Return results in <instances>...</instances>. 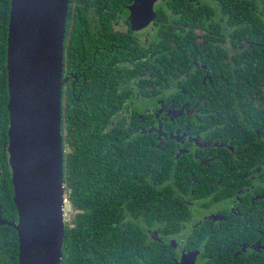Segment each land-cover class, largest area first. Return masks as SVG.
<instances>
[{"label":"flooded vegetation","instance_id":"flooded-vegetation-1","mask_svg":"<svg viewBox=\"0 0 264 264\" xmlns=\"http://www.w3.org/2000/svg\"><path fill=\"white\" fill-rule=\"evenodd\" d=\"M170 1L157 0L154 20L140 30L133 23L136 0L70 1L66 19L69 36L64 41L61 76L63 115L69 100L72 105L79 100L87 77L93 84L89 90L103 92L104 109H109L110 75L111 71H118L115 90L124 124L136 125L132 137L139 131L155 135L157 148L169 147L164 155L171 157L173 180L168 184L181 189H188L185 182L192 185L190 194H179L181 197L175 201L166 200L167 214L156 208L155 214L145 218L150 222L137 215L135 229L130 232L134 244L130 240L127 247L120 248L136 264H264L263 159L241 177L242 186L230 193L220 178L208 196L198 194L202 184L209 183L198 182L199 173L193 168L217 162L210 148H220L216 150L218 156H236L234 136L226 135L220 120L206 117L210 109L215 111L218 106H203L197 91L199 85L220 91L223 88L216 85L215 78L237 77L239 66H244L237 56L253 46L248 43L249 28L256 15L264 19V0H181L183 8L176 11L169 8ZM181 15H185V22ZM243 30L247 38H239ZM73 31L77 38L70 41ZM150 41L156 48L151 57L159 70L152 76L150 88L149 84L143 88L141 78L148 80L151 75H138V44L148 45ZM7 48L8 33L6 71ZM177 54L187 61L182 63L175 57ZM74 59L78 63L70 67ZM223 80L229 85L226 77ZM189 88L195 89L187 91ZM145 91L155 95L142 97L140 93ZM179 91L182 96L177 94ZM8 104L9 100L7 110ZM3 108L0 104V122L4 120ZM134 115L138 121L133 120ZM116 124L112 121L109 128ZM63 127L62 121L61 133ZM212 129L217 134L210 142ZM1 176L0 170V180ZM197 213L203 216L197 217Z\"/></svg>","mask_w":264,"mask_h":264},{"label":"trees","instance_id":"trees-1","mask_svg":"<svg viewBox=\"0 0 264 264\" xmlns=\"http://www.w3.org/2000/svg\"><path fill=\"white\" fill-rule=\"evenodd\" d=\"M70 1L72 0H69V5ZM180 2L182 1H170L168 5L171 11L182 9ZM10 7L11 0H0V98H3L0 104L4 106V120L0 122V202L2 217L17 221L18 213L13 200L14 190L6 151L9 143L6 39ZM180 18L185 22V15ZM253 20L248 38V43L253 46L238 54L239 64L244 66H239L237 77L232 79L230 75H226L229 85L225 84L224 76L215 78L216 85L223 88L220 91H215L210 86L204 88L202 85H199L198 91L197 86L196 89L193 88L203 106H218L215 111L210 109L206 117L220 120L226 135L234 136L236 145V156H218L216 150L220 148H210L217 157L214 159L217 162L210 161V165L206 167L193 166L199 173L198 182L209 183L202 184L198 189L200 196L210 195L212 186H217L220 178L225 187L229 186L230 193L233 192L242 186L241 177L258 160L263 159L264 163V19L256 15ZM189 22L188 20L186 23ZM68 36L67 33L66 41ZM242 37L247 38L244 30L239 35V38ZM76 38V32L73 31L70 41H75ZM155 50L152 42L148 45L138 44V75H151L148 80L141 78L145 83L143 88L147 84L150 88L152 76L159 70L153 55L151 57ZM175 57L182 63L187 61L180 54ZM76 63L78 60L74 59L69 66L73 67ZM118 77V71H111L109 109H104L105 103L101 97L103 92L89 90L93 88V84L91 78L87 77L86 85L81 86L83 93L78 96L79 100L75 104L73 102V105L72 99L69 100L64 115L62 112L64 196L69 200L73 212L70 223L65 227L61 264H136L120 248L127 247L130 240L134 244L135 239L130 237V232L135 229L133 222L136 218L135 221H138L137 215L145 219L146 216L155 214L156 208L163 209L162 213L167 214L166 200L175 201L181 197L179 194L191 193L192 185L186 182L185 188L188 189L168 184L173 180L171 157L164 155L169 147L157 148L155 135L148 132L139 131L138 135L132 137L136 125L133 122L124 124L120 98L115 90ZM177 94L183 95L181 91ZM140 95L150 98L155 94L145 91ZM173 97L174 95L171 96ZM133 120L138 121L136 115ZM112 121L117 124L109 128ZM211 133L213 136L211 135L210 142H213L217 132L212 129ZM232 185L236 186L232 188ZM214 189L217 194V187ZM145 222L150 221L145 219ZM123 232L126 234L123 235ZM18 258L17 231L10 226L0 225V264H19Z\"/></svg>","mask_w":264,"mask_h":264},{"label":"water","instance_id":"water-1","mask_svg":"<svg viewBox=\"0 0 264 264\" xmlns=\"http://www.w3.org/2000/svg\"><path fill=\"white\" fill-rule=\"evenodd\" d=\"M157 0H136L138 30L154 20ZM69 0H11L7 74V146L18 220L0 225L18 234L19 264H61L64 157L62 83Z\"/></svg>","mask_w":264,"mask_h":264},{"label":"built area","instance_id":"built-area-1","mask_svg":"<svg viewBox=\"0 0 264 264\" xmlns=\"http://www.w3.org/2000/svg\"><path fill=\"white\" fill-rule=\"evenodd\" d=\"M63 205H64V207H63L64 218H65V221L67 223L68 222V219L71 216V213H72L71 209L72 208H70V202H69V200L65 196H64V200H63ZM67 208H70V211L67 210Z\"/></svg>","mask_w":264,"mask_h":264},{"label":"rangeland","instance_id":"rangeland-1","mask_svg":"<svg viewBox=\"0 0 264 264\" xmlns=\"http://www.w3.org/2000/svg\"><path fill=\"white\" fill-rule=\"evenodd\" d=\"M149 106V105H148ZM67 210H69L70 211V208H67ZM71 211H72V209H71ZM203 216V213H197V217H202ZM72 217V216H71ZM70 221H71V218L69 219V223H70Z\"/></svg>","mask_w":264,"mask_h":264},{"label":"clouds","instance_id":"clouds-1","mask_svg":"<svg viewBox=\"0 0 264 264\" xmlns=\"http://www.w3.org/2000/svg\"><path fill=\"white\" fill-rule=\"evenodd\" d=\"M67 224V223H66Z\"/></svg>","mask_w":264,"mask_h":264}]
</instances>
